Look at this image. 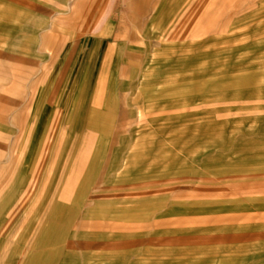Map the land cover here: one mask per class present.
<instances>
[{"label":"rangeland","instance_id":"374dc122","mask_svg":"<svg viewBox=\"0 0 264 264\" xmlns=\"http://www.w3.org/2000/svg\"><path fill=\"white\" fill-rule=\"evenodd\" d=\"M257 4L0 0V264H264Z\"/></svg>","mask_w":264,"mask_h":264},{"label":"bare ground","instance_id":"6f19581e","mask_svg":"<svg viewBox=\"0 0 264 264\" xmlns=\"http://www.w3.org/2000/svg\"><path fill=\"white\" fill-rule=\"evenodd\" d=\"M257 1V0H256ZM24 37V36H23ZM5 80H3V81H1V82H4ZM20 87L21 86H19V87H17V86H15V85H11V83H10V81L9 82H7V83H5V84H3V83H0V103H3L4 101V97L6 96V95H13L14 97H17L18 95H19V93H16V89H18V91H20ZM18 97H20V96H18ZM11 103V102H10ZM12 103H13V105L15 104L14 103V101H12ZM13 118H16V117H13ZM15 119H13V121H14ZM22 134L21 135H23L24 136V133H25V131H24V129H23V132H21Z\"/></svg>","mask_w":264,"mask_h":264},{"label":"crops","instance_id":"0c3cea01","mask_svg":"<svg viewBox=\"0 0 264 264\" xmlns=\"http://www.w3.org/2000/svg\"><path fill=\"white\" fill-rule=\"evenodd\" d=\"M104 1V0H103ZM249 1H256V0H249ZM258 4H257V6L256 7H258L259 6V8H262V7H264V0H257L256 1ZM90 23H86V25H84L83 24V26H85V28L84 29H86L85 31H88L87 29H88V25H89ZM98 98V101H96V104L95 105H97V103H98V105L100 104V96H98L97 97ZM96 98V99H97ZM72 164V163H71ZM76 169H78V168H75L74 170H76ZM73 170V169H72Z\"/></svg>","mask_w":264,"mask_h":264}]
</instances>
